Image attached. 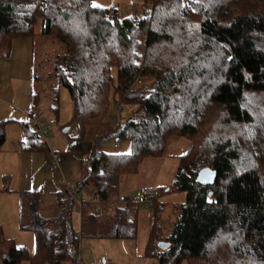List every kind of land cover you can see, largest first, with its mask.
Returning a JSON list of instances; mask_svg holds the SVG:
<instances>
[{
    "label": "trees",
    "instance_id": "1",
    "mask_svg": "<svg viewBox=\"0 0 264 264\" xmlns=\"http://www.w3.org/2000/svg\"><path fill=\"white\" fill-rule=\"evenodd\" d=\"M36 34L64 44L54 73L71 98L80 178L71 196L57 191L52 217L39 211V190L20 191L19 227L33 231L34 248L16 245L0 225V264L70 263L84 227L94 236L133 235L136 210L132 199L119 198V179L163 155L176 136L188 146L167 191H184V199L169 245L156 246L154 224L145 255L157 264H264V0H148L124 17L93 0H0V55L9 54L12 39ZM111 100L136 110L112 126L105 120ZM21 125L19 149L46 148L37 130ZM89 128L96 136L83 153ZM108 137L129 140L130 151L100 148ZM4 139L0 120V147ZM203 167L215 170L212 184L195 180ZM75 192L87 196L80 194L87 202L79 231L68 214ZM153 204L156 219V195Z\"/></svg>",
    "mask_w": 264,
    "mask_h": 264
},
{
    "label": "rangeland",
    "instance_id": "2",
    "mask_svg": "<svg viewBox=\"0 0 264 264\" xmlns=\"http://www.w3.org/2000/svg\"><path fill=\"white\" fill-rule=\"evenodd\" d=\"M146 1L93 0V3L114 7L124 17L131 15L134 9L141 11ZM39 27L38 23L35 32L39 31ZM10 45L9 54L0 55V120L5 134L0 147V189L8 187V190H0V221L4 236L13 238L20 234V191L39 190V211L46 217H52L60 209L57 191L64 190L66 183L74 185L80 178V152L71 148L69 139L74 132L70 124L71 98L67 89L58 85L54 73L55 59L64 53V44L56 37L36 34L12 39ZM135 110L136 105L111 100L105 120L112 126L122 124ZM32 111L36 114L35 119L30 118ZM22 121H27L31 129L37 130V139L46 148L17 149L24 138ZM64 127L68 129L63 131ZM95 136L92 128L86 131L83 153ZM99 146L108 152L125 153L130 151L131 144L126 139L108 137ZM187 146V139L171 137L163 155L145 158L139 164L137 173L120 177L117 188L119 198L127 196L132 199L139 190L151 189L160 203L158 216L154 219L153 203L149 207H139L136 210V227L132 229L133 235L128 237L94 236L88 232L89 228L84 227V232L79 234L77 257L83 264H157L155 257L145 255V246L154 224L160 237L156 246L159 241H165L171 231L177 207L185 194L181 190L167 189L172 186L178 156ZM52 152L61 156L59 163H53ZM82 193L75 192L73 206L68 213L78 231L81 208L77 199L80 194L86 196ZM65 201L71 202L69 197ZM176 264L187 262L182 260Z\"/></svg>",
    "mask_w": 264,
    "mask_h": 264
},
{
    "label": "built area",
    "instance_id": "3",
    "mask_svg": "<svg viewBox=\"0 0 264 264\" xmlns=\"http://www.w3.org/2000/svg\"><path fill=\"white\" fill-rule=\"evenodd\" d=\"M10 107H12V105H10ZM30 118L31 119H35L36 118V114L35 112H31L30 113ZM91 150H89L86 154L87 157L90 156ZM52 160H53V163L57 164L61 161V156L58 155L56 152H52ZM64 193L71 196L72 193L70 191V184H65L64 185ZM155 198V193L153 190L151 189H148V190H139L135 196L132 198L131 202H132V205H133V209L134 210H137L139 207H149L152 205L153 203V200ZM87 202V199L84 197V196H79V198L77 199V204L80 206V208L84 205V203ZM100 205L97 201L94 202V205H93V209L95 212H99L100 211ZM69 264H83L82 261L79 259V258H76L74 261L70 262Z\"/></svg>",
    "mask_w": 264,
    "mask_h": 264
},
{
    "label": "water",
    "instance_id": "4",
    "mask_svg": "<svg viewBox=\"0 0 264 264\" xmlns=\"http://www.w3.org/2000/svg\"><path fill=\"white\" fill-rule=\"evenodd\" d=\"M68 127H64L63 131H66ZM215 179V170L210 167L201 168L196 175L195 180L199 183L212 184ZM169 245L168 241H159L158 246L160 248H166Z\"/></svg>",
    "mask_w": 264,
    "mask_h": 264
},
{
    "label": "crops",
    "instance_id": "5",
    "mask_svg": "<svg viewBox=\"0 0 264 264\" xmlns=\"http://www.w3.org/2000/svg\"><path fill=\"white\" fill-rule=\"evenodd\" d=\"M19 145H20V143L17 145L18 146L17 149L21 150V149H19ZM92 209H93V207H92ZM79 219H80V212H79ZM0 225L3 228V225L1 224V221H0ZM18 226H19V223H18ZM75 230H77V228H75ZM18 231L20 232L19 236H16V237L14 236L13 237V235H12V237L14 238V239L13 238L12 239L14 240L16 245H24L30 251H32L33 248H34V233H33V231H31V230H23L20 227H19Z\"/></svg>",
    "mask_w": 264,
    "mask_h": 264
}]
</instances>
